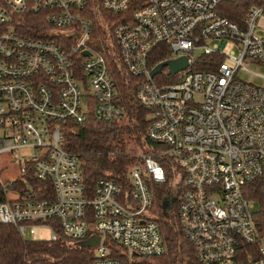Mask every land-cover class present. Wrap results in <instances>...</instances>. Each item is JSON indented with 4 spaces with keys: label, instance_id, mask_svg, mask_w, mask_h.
Masks as SVG:
<instances>
[{
    "label": "built area",
    "instance_id": "built-area-1",
    "mask_svg": "<svg viewBox=\"0 0 264 264\" xmlns=\"http://www.w3.org/2000/svg\"><path fill=\"white\" fill-rule=\"evenodd\" d=\"M28 15L42 21L34 35L18 31ZM261 17L264 0H0V156L19 169L0 177V223L72 245L97 236L92 264H156L168 246L151 186L173 164L180 191L165 204L177 199L196 264H264V87L237 76L246 58L264 65ZM182 56L184 69L151 75ZM113 62L138 78L147 138L164 146L140 150L126 189L108 176L87 186L63 146L66 122L126 119Z\"/></svg>",
    "mask_w": 264,
    "mask_h": 264
},
{
    "label": "trees",
    "instance_id": "trees-1",
    "mask_svg": "<svg viewBox=\"0 0 264 264\" xmlns=\"http://www.w3.org/2000/svg\"><path fill=\"white\" fill-rule=\"evenodd\" d=\"M229 6L234 7L232 4ZM104 15L109 17L111 29L112 22L116 19L115 14L104 12ZM229 16L234 18L235 14L231 12ZM35 17L28 15L18 26V31L22 34L34 35L40 29ZM166 54V52H155L154 61H162L168 56ZM206 59L208 57L204 58ZM111 70L127 112L126 119L106 122L89 116L83 124L66 122L68 131L64 134L63 146L69 152L79 155L87 186L92 187L100 177L108 176L126 189L129 183L127 172L130 167L139 163L136 155L129 152L128 146L134 143L136 147L143 148L147 154L162 150L164 146L155 145L147 138L148 110L140 107L134 97L138 78L120 70L117 62L112 63ZM146 144L149 148L143 147ZM157 159L165 167L168 162L171 163L166 157ZM172 167L174 169L171 170L168 165V169L165 168V181L156 182L151 186L155 193L154 208L158 211L156 221L168 246L167 253L158 258L156 264H196L193 248L185 239L178 221L176 198L180 187L172 184L174 173L177 172L176 166L172 164ZM17 182L16 185L20 183L26 186L25 181ZM28 183L43 185L33 179ZM45 184L49 187V182ZM5 189L0 183V201L6 197ZM172 196L176 198L171 209H164L165 199ZM39 198L43 197L39 196ZM92 261V249L72 245L63 236L55 241L33 239L21 235L14 225L0 223V264H92Z\"/></svg>",
    "mask_w": 264,
    "mask_h": 264
},
{
    "label": "rangeland",
    "instance_id": "rangeland-1",
    "mask_svg": "<svg viewBox=\"0 0 264 264\" xmlns=\"http://www.w3.org/2000/svg\"><path fill=\"white\" fill-rule=\"evenodd\" d=\"M37 19V23L41 24V18L35 17ZM264 21V17H261L259 19V22L262 23ZM226 51L228 50H235L237 53V49L233 47L231 43H227L225 46ZM244 65L247 67L249 72L239 71L237 76L239 79L244 81H251L253 84L264 87V65H260L257 62H254L250 60L249 58H246L244 61ZM261 75V76H258ZM129 152L133 153L134 155H139L140 150H143V148L136 147L134 143L130 144L128 146ZM19 176V169L18 166L15 163L9 162L5 156H0V177L4 182H9L10 180L16 178ZM177 178V177H176ZM174 183L177 182L175 179L173 181ZM169 206V204H168ZM169 208V207H168ZM166 210H170V209ZM158 213V211H157ZM50 237V230L47 228H37L35 235L32 237L33 239H47Z\"/></svg>",
    "mask_w": 264,
    "mask_h": 264
},
{
    "label": "water",
    "instance_id": "water-1",
    "mask_svg": "<svg viewBox=\"0 0 264 264\" xmlns=\"http://www.w3.org/2000/svg\"><path fill=\"white\" fill-rule=\"evenodd\" d=\"M98 48H100V46H98ZM164 66H168L169 73H175L179 70L184 69L187 66V58L182 56L176 59L163 61L159 63L156 67H154V69H152L151 75L153 76L156 73H158ZM167 208H168L167 204H164V209H167ZM98 240L99 238L97 236H92L86 240L77 242L75 245L79 247L89 248V247L94 246L98 242Z\"/></svg>",
    "mask_w": 264,
    "mask_h": 264
}]
</instances>
